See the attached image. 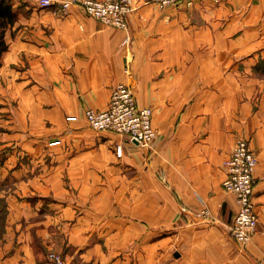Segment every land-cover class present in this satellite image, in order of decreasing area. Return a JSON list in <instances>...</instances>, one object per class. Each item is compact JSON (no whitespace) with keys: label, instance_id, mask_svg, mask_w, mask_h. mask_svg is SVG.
<instances>
[{"label":"crops","instance_id":"0c3cea01","mask_svg":"<svg viewBox=\"0 0 264 264\" xmlns=\"http://www.w3.org/2000/svg\"><path fill=\"white\" fill-rule=\"evenodd\" d=\"M14 1L29 14H18L13 41L6 34L5 62L29 67L16 83L25 90L13 134L0 135V148L14 138L36 160L26 166L12 154L0 162L9 211L0 264H54L52 251L65 264H264V79L254 74L264 0L164 9L133 0L128 30L78 5L62 13ZM119 83L153 109L150 147L93 130L84 116L106 110ZM240 138L258 156L259 223L245 247L230 235L238 203L223 186Z\"/></svg>","mask_w":264,"mask_h":264},{"label":"built area","instance_id":"2783aa9c","mask_svg":"<svg viewBox=\"0 0 264 264\" xmlns=\"http://www.w3.org/2000/svg\"><path fill=\"white\" fill-rule=\"evenodd\" d=\"M147 1L157 4L161 9L181 4L193 6V0ZM40 4L43 7L55 6L62 13H68L72 6L78 5L89 17L121 30H128L129 17L135 11L133 0H40ZM130 42L131 38L127 37L125 43L129 45ZM84 116L94 130L123 134L143 147H150L157 137L153 126V109L139 106L133 88L126 83H119L114 87L106 110L87 109ZM116 151L118 156L122 155L121 146ZM224 164L227 169L224 189L233 193L238 203L230 235L239 245L245 247L255 235L259 223L254 203L258 156L249 140L240 138ZM207 213V210H202L200 216H206ZM49 257L55 264H63L59 255L50 253Z\"/></svg>","mask_w":264,"mask_h":264},{"label":"rangeland","instance_id":"374dc122","mask_svg":"<svg viewBox=\"0 0 264 264\" xmlns=\"http://www.w3.org/2000/svg\"><path fill=\"white\" fill-rule=\"evenodd\" d=\"M13 3H14V7L17 10L19 15L23 14L24 16L25 15L27 16L29 14V12L28 13L26 12L27 10L19 8L18 5L15 6L14 0H13ZM39 4H40V0H39ZM39 7L49 8V7H43V6H41V4ZM6 34H7V39H9L11 41L14 40L15 30H14L13 26L9 27L7 29ZM5 38H6V36H5ZM253 57H255V55H253ZM256 57H257V60H256L257 62H256V67L254 68L255 69L254 74H256L260 78L264 79V73L260 72L261 71L260 68L264 67V50L262 52H258ZM5 59H7V58L4 57V53H3L0 56V135H4V136L7 135L8 136V135L13 134V133L12 134H9V133L11 131H13L12 130L13 128L11 126L13 125L16 108L20 107V104H18V98L20 97L22 92H24V90H25V88H21L20 85H18L16 83L19 82L20 78L23 77L22 72H24L26 70V68L29 67V63H27L26 59L23 60L24 63H21L19 61L15 62L13 60H12V62L11 61L5 62ZM258 66H259V71H257V69H256ZM27 86H26V88H27ZM29 110H30V108L28 109V111ZM91 129H93V128H91ZM40 131L41 130H39V132ZM29 133H30V131H29ZM27 137L28 136L23 137L21 141L24 142V141L28 140V139H26ZM28 138H31V137H28ZM51 138L52 137H49L48 140ZM40 140L42 141V143H49L50 142L44 138H42ZM41 141H39V143ZM75 141L78 142L75 138H72L71 140H64V143L66 145L67 144H73V143H75ZM58 142L60 144H63V141H61V140ZM1 143H3V142H1ZM18 145H20L19 140H14V138H12L10 140H6L5 143L2 145V147L0 148V162L3 163L5 160H7L8 156L13 154L14 156L16 155L15 157L17 158L19 164H24L26 166L31 165V163L34 160H36L35 159L36 157L32 156L30 153L26 152L25 150H21V148ZM42 158L46 161L48 159L49 160L53 159V156H51L50 153H45V155L42 156ZM34 169L36 172L42 170L40 166H36ZM90 170H92V169H90ZM88 185L89 186H98V187L101 186V184L100 185L88 184ZM103 186H105V185H103ZM113 187L118 189L120 187V185L114 184ZM73 190H76V189H73ZM76 192L77 191H74V193H76ZM0 198L7 201L3 197H0ZM2 206H3V203L1 202L0 208H2ZM51 253H55L56 255H59L63 261V264H65V259H64L62 254H60L57 251L56 252L52 251ZM52 262L54 263V261H52Z\"/></svg>","mask_w":264,"mask_h":264},{"label":"trees","instance_id":"16d2710c","mask_svg":"<svg viewBox=\"0 0 264 264\" xmlns=\"http://www.w3.org/2000/svg\"><path fill=\"white\" fill-rule=\"evenodd\" d=\"M18 20V12L14 7L13 0H0V56L8 50L6 41V31L9 27L14 26ZM259 71V66L256 68ZM260 72L264 73V67L260 68ZM3 203L0 208V240L5 233L6 218L8 215L7 201L0 198V203Z\"/></svg>","mask_w":264,"mask_h":264}]
</instances>
